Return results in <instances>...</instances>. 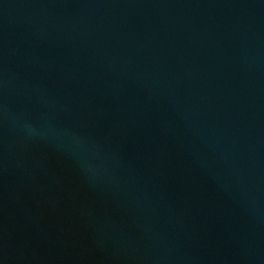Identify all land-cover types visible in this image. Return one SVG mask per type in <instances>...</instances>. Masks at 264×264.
Instances as JSON below:
<instances>
[{"label": "water", "instance_id": "1", "mask_svg": "<svg viewBox=\"0 0 264 264\" xmlns=\"http://www.w3.org/2000/svg\"><path fill=\"white\" fill-rule=\"evenodd\" d=\"M0 264H264V0H0Z\"/></svg>", "mask_w": 264, "mask_h": 264}]
</instances>
